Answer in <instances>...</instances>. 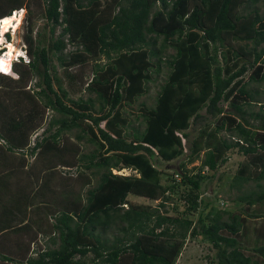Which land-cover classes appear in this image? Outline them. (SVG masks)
Returning a JSON list of instances; mask_svg holds the SVG:
<instances>
[{"label":"trees","instance_id":"trees-1","mask_svg":"<svg viewBox=\"0 0 264 264\" xmlns=\"http://www.w3.org/2000/svg\"><path fill=\"white\" fill-rule=\"evenodd\" d=\"M6 1L12 2L11 8L5 12L0 7V19L13 14L11 11L24 2L0 0V4ZM42 2L43 16L51 23L49 43L43 44L45 36L40 32L34 36L30 28L24 35L29 62L13 64L19 79L0 74V96L9 90L20 91L11 82L22 84L26 77L35 74L38 77L35 84L39 87L36 95L45 108L52 109L59 117L50 120L30 148V154L35 150L40 154L58 151L61 132L79 127L77 139H84L89 132L88 142L96 146L90 153L81 154L79 160L84 163L80 165L86 169L96 167L93 173L99 172V177L94 187L87 188L85 198L71 193L64 183L63 194L58 196L57 223L52 225L59 232L60 246L27 259V264H84L75 257H84L90 251L94 254L92 261L99 264H120L126 254L130 261L124 264H174L187 237L197 234L216 249L210 264H264L246 255L239 243L246 222L240 211L213 210L212 206L210 213L198 216L196 226L186 215L200 205V183L207 178L201 170H216L226 162L230 149L237 148L244 155L231 182L233 187L241 191L249 180H264V103L257 97L258 91L248 88L250 82L264 81V48H259L264 43V12L257 6L259 0ZM102 3L100 14L98 8ZM174 17L177 22L171 25ZM56 26L60 32L53 37ZM68 46L72 48L67 50ZM96 55L109 59L103 66L95 64L101 73L95 69L87 85L88 90L97 92L100 114L93 111L91 98L64 101L68 92L61 88L52 63L55 58L66 69V76L73 79L67 68ZM22 65L27 68L22 69ZM162 68L168 74L159 86L154 106L145 107L147 112L142 113L144 127L124 134L128 121L120 111L123 102L131 100L136 89L144 91L145 83L153 79L152 74L160 75ZM53 80L59 83V90ZM29 96L32 100L33 96ZM224 102L232 111L224 110ZM3 103L0 98V113L6 110ZM253 104L259 106L257 110L252 108ZM203 108L208 119L199 112ZM191 117L194 122L198 119L205 122L190 139L187 162L199 159L201 165L187 170L182 163L173 173L179 179L169 175L163 183L153 158L170 161L183 154V139L189 136L185 130ZM6 121L4 115L0 126ZM23 123L12 118L9 127L0 131V158L20 152V147L26 144L28 126ZM55 124L58 127L52 131ZM221 132H226L229 138ZM123 168H131L136 174L112 172ZM4 169L0 159L2 188L7 184L2 176ZM176 190L181 191L179 196L187 205L180 216L168 213L177 209L175 204L169 208L170 195ZM129 195L159 202L133 203ZM35 196L34 204L40 201ZM237 200L246 205L245 210L262 203L264 187L242 192ZM205 205L211 204L207 201ZM9 207L13 209L16 204ZM49 212L51 209L47 208ZM221 213L227 217L222 219ZM99 226L101 231L116 227L124 234L115 236L110 243L108 239L102 240L101 234H94ZM256 250L264 256V245ZM3 261L13 260L1 256L0 264Z\"/></svg>","mask_w":264,"mask_h":264},{"label":"rangeland","instance_id":"rangeland-1","mask_svg":"<svg viewBox=\"0 0 264 264\" xmlns=\"http://www.w3.org/2000/svg\"><path fill=\"white\" fill-rule=\"evenodd\" d=\"M263 2L264 0H259L257 3L261 13L264 12L262 8ZM11 3V1H6L4 4H0V7L6 12L11 8ZM102 5L103 3L98 8L100 14L102 13ZM44 7L45 4L42 0H24L23 3L16 6V8L20 9L22 12H20L22 18L21 23L17 29L14 28L15 31H10L8 37L13 42L12 44L15 47L17 46V49L24 46V35L29 33L30 28H32L34 36L39 32L43 34L46 38L43 44L45 43V45H48L51 35V33H49L51 23L43 16ZM7 16L8 15L3 16L1 19H5ZM175 22H177V17H174L173 22L170 23L169 21L168 23L174 25ZM165 23L167 22H164V24ZM59 32L60 27L56 26L52 36H57ZM71 48L72 47L68 46L67 50ZM259 48H264V43H262ZM108 61L109 59L106 58L105 55H96V57L90 56L85 62L67 68V70L74 75L73 79H69L65 73L66 69L62 68L58 64V61L53 58L52 63L55 66L57 76L61 80V88L68 92V96L64 101L67 102L68 98H82L83 100L91 98L93 102V111L99 112L100 114L99 107L101 106V101L97 97V92L88 90L87 85L93 79L95 69L97 73H101L100 68L95 67V64L103 66ZM9 66L10 63L3 62L0 71L7 72ZM21 68L24 69L27 68V66L22 65ZM165 70L166 68H162L160 75L152 74L153 79L145 83L144 91L142 88L136 89V94L132 96V99L123 102L120 111L128 121L126 127L123 128L124 134H130L133 132V128L141 130L144 127L145 124L142 113L146 111L145 107L150 108L154 106L159 86L164 82L168 74V70ZM250 71L251 70L245 75V80L248 79ZM37 80L38 77L32 73L24 79V83L22 84L11 82L13 87L19 86V88H21L20 91L9 90V92L3 93L4 95L0 96L2 103L4 102V107H6V110H4L5 113H0V121L3 119L4 115H7V121L0 126L1 133L3 129L6 130L9 127L12 118L13 120L24 122L23 124H27L28 126L27 142L20 147V152L15 151V153H7V155H3V157L0 158L3 166L6 168L4 172L1 171L3 172L2 176L5 181H7L5 187H0V217L4 210H2L1 207L4 208V206L16 204L15 208L7 212V219L0 223V240L2 239L4 241L7 237H11L16 230H19L20 233L22 231L21 236H23L24 242L28 239L37 238L43 231L53 232L54 228L52 225L57 223V220L51 215L55 214V211L58 213L60 210V206H58V196L63 194L61 188H63L64 183L68 185L70 191L72 190L71 193H78L82 195V198H85L87 188L94 187L99 177V172L93 173L97 170L96 167L86 169L80 165L84 163L79 160L81 154L90 153L95 150L96 146L88 142V138L91 136L89 132H87L84 139H77L76 134L80 132L79 127L61 132L58 151L52 150L48 154H40L35 150L33 154H30V148L33 146L35 140L42 135L43 130L48 126L50 120L54 117H59L52 109L45 108L43 103L39 100L40 97L36 95L35 92L39 90V87L35 84ZM53 83L54 87L58 89L59 83L56 81L54 82V80ZM94 87L96 88L95 85ZM112 88L111 86V91ZM248 88L253 91H258L260 94L257 95V97L260 98L261 103H264V81L259 83L250 82ZM29 94L33 96L32 100ZM222 106L226 112L232 111V108L227 102H224ZM252 106L254 110H257L259 107L256 104ZM35 110H37V113H33ZM199 112L202 116H205L206 119L209 118L204 108ZM204 122V119H198L194 122L191 117L189 127L185 130V132H189V136L183 139L184 152L181 156L170 161L161 160L157 156L153 158V162L160 172L163 183L167 181L166 179H169V175H173V173L179 169L182 163L185 164L187 170H190L194 166L201 165V160L199 159L195 160L193 163H188L187 159L190 153V139L196 135L198 129ZM83 124L87 127L85 121ZM101 126L104 127L105 123L102 122ZM57 127L58 125L55 124L52 127V131ZM13 133L16 134L15 132ZM221 134L229 138L226 132H221ZM5 141L8 142L7 138H5ZM226 156V162L220 164L216 170H201L207 178L201 180L200 183L201 187L198 191L199 199H201L200 205L196 211L186 215L194 221L196 226L198 224V216L200 214L205 216L207 213H210L212 206L213 210L240 211L241 214L246 217V222L244 232L241 237L238 238L239 243L243 246V251L246 255L251 256L253 260L257 259L264 262V256L256 250L259 246L264 245V202L256 203L245 210L244 207L246 205L237 200V196L242 192L247 193L250 190L258 191L262 189V187H264V180L259 182L249 180L243 184L241 191L237 190L235 186L233 187L231 185V182L239 162L244 159V155L235 148L230 149ZM71 161L75 163L70 164L69 162ZM193 171H196L195 173L198 172L197 169ZM113 173L122 175L136 174L131 168H123L119 171L113 170ZM173 176L178 179L180 177L179 175L178 177H175V175ZM87 179H89L88 184H85L84 181ZM258 184H260V186H258ZM44 187L47 188L45 192H42ZM180 193L181 191L176 190L170 195L169 208L174 204L177 205L175 211H168L171 215L180 216V212H183L187 206L185 201L180 198ZM35 194L36 198H40V201L35 203L36 205L32 200ZM42 196H44V201H42ZM128 199L133 203L146 201L152 205L159 202V200L150 201L147 199L143 200L142 198L139 199L133 195H129ZM207 201H209L211 205H205ZM46 206L51 209L50 214H47ZM214 213L215 212L210 214V218ZM226 217V214H222V219ZM205 221L208 222L207 219ZM54 233L55 238H51L49 241L46 240L48 241L46 244L47 249L54 250L58 249V246H60L57 230H55ZM95 233L101 234V239H108L110 243L114 240L115 236L121 237L124 234V232L118 230L116 227H110L106 231H101L100 226L95 229L94 234ZM46 238L47 236H44L42 239L45 240ZM91 240L92 243H94L93 239ZM21 245L22 244H20V246ZM20 246L18 245L17 248ZM215 254L216 249L213 245L203 239L201 235L197 234L194 237H187L174 264H210L211 258H214ZM93 256L94 254L90 251L84 257H78L76 255L75 258L82 260L84 264H99L96 260L92 261V258H94ZM122 258L123 261H121L120 264H124V261H130V257L127 254L126 256L123 255Z\"/></svg>","mask_w":264,"mask_h":264},{"label":"crops","instance_id":"crops-1","mask_svg":"<svg viewBox=\"0 0 264 264\" xmlns=\"http://www.w3.org/2000/svg\"><path fill=\"white\" fill-rule=\"evenodd\" d=\"M47 208H49V207L46 206V211H47ZM1 209L2 210L4 209V210H3L2 216L0 217V223L7 219V217H6L7 212L12 208H10L8 205V207H4V208L1 207ZM48 214H50V212ZM57 214L58 213L55 211V214H52L51 216L56 217ZM55 230H57V229L54 228L53 232H48V231L46 232V231L42 230L43 233L40 236H37V238L31 239V240L28 239L26 242H24L23 236H21L22 231L20 233L19 230H16L13 233L14 235L12 234L11 237H7L5 239V241L1 239L0 240V258L3 255L6 258H9V260H11V259L13 260L11 262L3 261L2 263H5V264H27V259L36 258L41 253L49 250V249H47L46 244L51 238H55V233H54ZM58 234H59V232H58ZM44 236H47V238L45 240L42 239ZM46 240H48V241H46ZM20 244H22V245L20 246ZM18 245L20 247L17 248Z\"/></svg>","mask_w":264,"mask_h":264},{"label":"clouds","instance_id":"clouds-1","mask_svg":"<svg viewBox=\"0 0 264 264\" xmlns=\"http://www.w3.org/2000/svg\"><path fill=\"white\" fill-rule=\"evenodd\" d=\"M15 10L21 12L20 9H14L11 11L13 13ZM22 13V12H21ZM15 31L14 27H8L5 31L1 32L0 31V57H3L5 52H8V55L5 56V58L9 59L10 55H13V60L10 63L9 70L7 72L1 71L0 74H3L5 76H9L13 79H19L18 72L15 71L13 68V64L15 62H23V63H28L29 62V55L26 49V43L24 41V46H21V48H16L12 43V41L9 39L8 34L10 31ZM12 45L13 50H9V45ZM37 137V135H36ZM34 144V143H33ZM116 170L117 169H113ZM112 170V172H113ZM116 174V173H115Z\"/></svg>","mask_w":264,"mask_h":264},{"label":"bare ground","instance_id":"bare-ground-1","mask_svg":"<svg viewBox=\"0 0 264 264\" xmlns=\"http://www.w3.org/2000/svg\"><path fill=\"white\" fill-rule=\"evenodd\" d=\"M19 11L15 10L13 14L8 15L5 19H0V31H5L8 27H14L15 29L18 28L19 24L21 23V14ZM20 15V16H19ZM7 21V23H4ZM17 47V46H16ZM9 50H13L12 45H9ZM8 55V52H5L3 57H0V67H2L3 62L10 63L13 60V55H10V58L7 59L5 56ZM1 72V71H0Z\"/></svg>","mask_w":264,"mask_h":264},{"label":"built area","instance_id":"built-area-1","mask_svg":"<svg viewBox=\"0 0 264 264\" xmlns=\"http://www.w3.org/2000/svg\"><path fill=\"white\" fill-rule=\"evenodd\" d=\"M175 177H178V174H175Z\"/></svg>","mask_w":264,"mask_h":264},{"label":"snow or ice","instance_id":"snow-or-ice-1","mask_svg":"<svg viewBox=\"0 0 264 264\" xmlns=\"http://www.w3.org/2000/svg\"><path fill=\"white\" fill-rule=\"evenodd\" d=\"M4 23H7V21H5Z\"/></svg>","mask_w":264,"mask_h":264}]
</instances>
